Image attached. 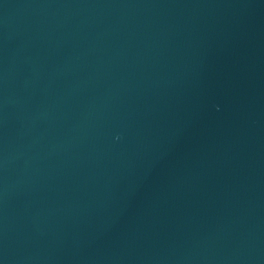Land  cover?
<instances>
[{
	"label": "water",
	"instance_id": "obj_1",
	"mask_svg": "<svg viewBox=\"0 0 264 264\" xmlns=\"http://www.w3.org/2000/svg\"><path fill=\"white\" fill-rule=\"evenodd\" d=\"M0 264H264V0H0Z\"/></svg>",
	"mask_w": 264,
	"mask_h": 264
}]
</instances>
